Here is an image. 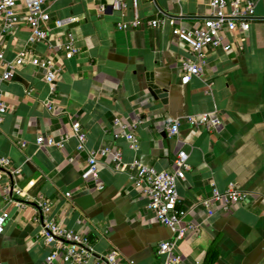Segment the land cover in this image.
<instances>
[{"label": "crops", "instance_id": "obj_1", "mask_svg": "<svg viewBox=\"0 0 264 264\" xmlns=\"http://www.w3.org/2000/svg\"><path fill=\"white\" fill-rule=\"evenodd\" d=\"M137 1L136 27L127 24L133 18L129 2L116 9L114 0H46L52 19L72 21L61 28L50 23L47 39L30 43L21 12L3 37L7 62L24 50L31 60L0 81L6 104L0 155L19 170L14 178L0 175V213L6 216L0 264H45L56 245L39 237L46 218L75 232L87 231L92 252L80 264H105L102 256L110 250L118 253L119 264H160L158 243L173 238L175 230L147 220L146 198L129 179L130 163L137 159L165 170L178 149L188 154V169L176 186L181 206H192L213 189L224 191L230 183L247 194L230 210L209 217L201 207L189 212L185 220L201 224L176 242L181 263L264 264V0H244L254 5L249 28L224 30L223 44L230 49H207L202 74L187 83L181 80V61L191 54L172 34L169 21L199 25L210 14L209 0ZM159 17L168 19L163 27L147 24ZM68 33L75 53L62 49ZM44 58L56 70L54 96L33 62ZM151 83L163 97L149 92ZM214 108L222 120L218 130L188 121ZM167 116L179 120L174 136L163 128ZM139 118L129 127L138 138L133 150L113 133L118 124ZM75 119L86 134L81 152L71 135ZM63 134L69 135L63 147L35 143L39 135L58 140ZM108 146L120 151L125 169L114 171L109 157H99L104 166L97 179L102 188L96 190L81 173L87 153ZM11 183L22 190L19 196L11 192ZM40 199L47 204L43 210Z\"/></svg>", "mask_w": 264, "mask_h": 264}, {"label": "built area", "instance_id": "obj_2", "mask_svg": "<svg viewBox=\"0 0 264 264\" xmlns=\"http://www.w3.org/2000/svg\"><path fill=\"white\" fill-rule=\"evenodd\" d=\"M128 2L133 9V18L128 21V26L136 27L140 23L137 11V0H114L113 6L122 9ZM210 14L199 25L186 27L181 24L172 23L171 32L187 48L191 57H186L181 61V80L187 83L191 77L200 76L205 65L206 50L221 46L224 50H229V44H223V32L226 29L239 27L242 31L249 28L248 18L254 14V5L251 1L244 0H209ZM22 8V9H21ZM24 13V19L29 28L28 41L30 43L45 40L53 28H61L72 21V18L52 19L46 7V0H22L20 7L18 0H0V81L9 80L13 77L15 69L31 60L29 50L20 52L15 60L7 62L3 51V37L11 33L18 22L20 13ZM168 22L165 17H159L147 21L151 27H163ZM125 24H118L119 28ZM67 41L62 44V49L69 53L77 51L70 33L67 34ZM33 62L43 71V77L48 85L49 95L55 94V67L49 59L33 60ZM45 106L51 108V101L46 100ZM6 111L5 101L0 93V123ZM142 120L137 119L133 124H118L119 131L114 132L115 138H124L128 146L135 150L138 147V138L129 129L136 126ZM195 127H204L206 130H218L222 125L221 117L216 108L202 114L188 118ZM163 128L169 136L178 133L179 120L167 116L164 120ZM71 135L76 139V149L81 152L85 147L86 134L82 130L78 120L71 122ZM68 134L59 136L54 140L50 136L39 135L35 138L37 146H57L63 147ZM23 145V142H19ZM106 156L110 159L112 170L122 171L125 163L122 161L121 153L112 147H101L97 150H90L86 156V166L82 170L81 176L84 180H91L96 190L102 188L97 184L100 167L104 166L99 161V157ZM188 154L183 149H178L171 158L170 166L165 170H158L152 165L143 164L137 159L130 163L133 172L129 174V179L133 187L146 198L145 209L147 220L156 222L175 230L171 239L158 243L156 252L163 256L160 264H182L180 254L176 251V242L186 236L187 233H195L200 224L198 222L186 221L189 212L201 207L206 217L212 216L218 211H228L231 206L246 199L247 194L239 190L234 183H230L224 191L213 189L208 197L199 198L192 206L184 207L180 205L177 193V183L184 179L185 171L188 169ZM7 173L11 178L16 177L19 170L8 158L0 155V175ZM11 192L19 196L22 190L15 184H9ZM69 196V193H65ZM39 209H45L47 204L43 199L37 200ZM6 221L4 213H0V233ZM39 237L45 242H55V249L45 258V264H59V261L80 264L85 262L84 257L91 255L92 247L89 242L87 231H72L64 228L59 223L49 219H42ZM105 264H119L118 253L110 250L102 256Z\"/></svg>", "mask_w": 264, "mask_h": 264}, {"label": "water", "instance_id": "obj_3", "mask_svg": "<svg viewBox=\"0 0 264 264\" xmlns=\"http://www.w3.org/2000/svg\"><path fill=\"white\" fill-rule=\"evenodd\" d=\"M148 90H149V92H150L154 97H156L157 94H160V93H161V91L159 90V88H158L155 84H153V83L149 84V88H148ZM160 96L163 97V94H160Z\"/></svg>", "mask_w": 264, "mask_h": 264}]
</instances>
